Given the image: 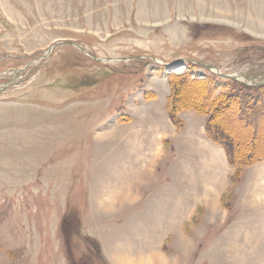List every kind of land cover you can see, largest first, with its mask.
<instances>
[{"label": "rangeland", "instance_id": "obj_1", "mask_svg": "<svg viewBox=\"0 0 264 264\" xmlns=\"http://www.w3.org/2000/svg\"><path fill=\"white\" fill-rule=\"evenodd\" d=\"M184 75L185 105L258 96L225 75L264 90V0H0V264H264V160L170 123Z\"/></svg>", "mask_w": 264, "mask_h": 264}, {"label": "trees", "instance_id": "obj_2", "mask_svg": "<svg viewBox=\"0 0 264 264\" xmlns=\"http://www.w3.org/2000/svg\"><path fill=\"white\" fill-rule=\"evenodd\" d=\"M186 78L187 75L180 77L173 76L168 77L167 80L170 88V95L168 96L167 100V113L173 124L177 123L176 117L184 109L193 110L194 112L205 116L206 132L208 137L213 142L225 147L229 164L232 167H237V172L243 166H245V164L250 165L264 160V155H255L256 151L254 149L257 145H255V141H253L252 139L253 137L249 139L250 141L247 145L249 147H247V149L245 148L244 152L243 146L239 149L240 143H238L233 137L229 135L220 120L222 114L224 116L233 114L236 115L237 118H240L242 121H244V126H252L256 129L260 128L261 131L262 129L264 130L263 88L247 86L245 87L237 82L229 81L228 85L232 88L236 87L238 90L244 89L253 93L258 91L261 92L258 96L255 95L252 98L245 92V101H243L238 94H235V96L233 97H230L228 95L229 93H220L213 96V85L216 84V82L214 81V77H207L201 81L191 80V82H189L190 85L188 86H191L193 84H204V86L207 88V91L205 90V96L202 97V95H200V97H198V100L193 101L191 105H185L184 99H186V97L182 92H184V90H187V86L182 87L181 80ZM230 93H232V91ZM234 103L238 105V109L236 110L233 108Z\"/></svg>", "mask_w": 264, "mask_h": 264}, {"label": "water", "instance_id": "obj_3", "mask_svg": "<svg viewBox=\"0 0 264 264\" xmlns=\"http://www.w3.org/2000/svg\"><path fill=\"white\" fill-rule=\"evenodd\" d=\"M218 73V72H217ZM225 77L226 78H230V80H232V81H240V79L238 78V77H236V76H229V75H225ZM242 78H244L246 81H250V82H253V80L252 79H249V78H247L246 76H244V77H242ZM241 82V81H240ZM241 83H244V84H246V85H250V84H248V83H245V82H241Z\"/></svg>", "mask_w": 264, "mask_h": 264}, {"label": "crops", "instance_id": "obj_4", "mask_svg": "<svg viewBox=\"0 0 264 264\" xmlns=\"http://www.w3.org/2000/svg\"><path fill=\"white\" fill-rule=\"evenodd\" d=\"M200 125H201V128H202V125H203V122H202V121H201V124H200ZM202 132H203V129H202ZM203 134H204V132H203ZM206 139H207V138H206ZM215 150H216V149H215ZM220 150L222 151L221 148H220ZM216 151H218V150H216ZM222 152H223V151H222ZM222 152H221V153H222ZM223 157H224V153H223ZM224 160H225V157H224ZM225 162H226V161H225ZM258 173L260 174V170H259Z\"/></svg>", "mask_w": 264, "mask_h": 264}]
</instances>
